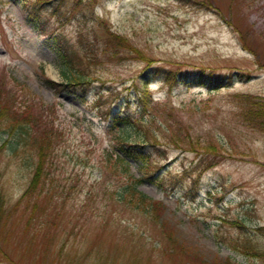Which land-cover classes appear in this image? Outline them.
I'll use <instances>...</instances> for the list:
<instances>
[{"label": "rangeland", "instance_id": "1", "mask_svg": "<svg viewBox=\"0 0 264 264\" xmlns=\"http://www.w3.org/2000/svg\"><path fill=\"white\" fill-rule=\"evenodd\" d=\"M55 38L99 55L87 85L42 82L65 80ZM0 95V264H264V128L241 115L264 100V0H0ZM122 137L161 166L137 187L156 223L118 199Z\"/></svg>", "mask_w": 264, "mask_h": 264}, {"label": "trees", "instance_id": "2", "mask_svg": "<svg viewBox=\"0 0 264 264\" xmlns=\"http://www.w3.org/2000/svg\"><path fill=\"white\" fill-rule=\"evenodd\" d=\"M25 4V2H22ZM28 11H31V7L27 9ZM35 20V16L32 17V21ZM34 25V24H33ZM35 26V25H34ZM37 27L40 29V32L46 36L52 35V32H47V29L44 27H41L40 25H37ZM107 37L106 46H111L113 49V53L115 55V49L122 48L125 49V46L127 44L126 40L124 38L114 32H111L109 30ZM55 47L57 49L58 56L61 59V62L63 63V67L65 68L66 73L64 72L65 80L64 82H57L53 81L47 77L42 78V82L46 85H48L50 88H52L55 91H69L70 85H87L90 82L89 77V65L93 63L94 61L98 60L99 55L95 52H92V49L88 47L87 45L84 46L81 45L78 48L83 50V53H78L79 50L75 48H71V46H66L64 41L61 39L55 38ZM75 49V50H74ZM155 72L152 73V75H160L161 72L163 76L161 78L166 83H171L174 79V74L177 73L178 75L185 76L186 72H182L180 70H163L161 68H154ZM147 74H143L145 76ZM151 75V76H152ZM195 78H197V81H199L200 84H205L208 80H215L219 79V83H224L225 78L224 77H213L210 76L214 74H211L210 72L206 73L205 69H199L198 72L193 74ZM152 76V77H153ZM227 79V78H226ZM216 82V81H215ZM6 103L2 99V96L0 95V114L2 110L5 108ZM109 113V111L107 112ZM242 117L245 118V121H251L255 126L257 127H263L264 128V100H257L250 98L249 96H244V109L241 113ZM114 124L115 127L118 129H125L128 127L127 124H134L135 121L132 120L130 117H127L126 119H121L118 117H115ZM121 121V122H119ZM119 122V123H118ZM151 144V143H150ZM152 145V144H151ZM48 147V146H47ZM44 144H39L37 147V154L39 157V162L36 163L31 180L30 185L27 189V191H30L31 189L35 188L38 184H40L44 177V170H43V164L46 161V155H47V148ZM117 147L119 149L120 158L122 166H124L125 171V178L124 181H122V184L116 189L118 199L122 201L125 204H128L135 209H138L140 212L148 215L152 222H157V207L160 205L159 202L154 201L146 194L142 193L137 189L138 185L147 178V174L150 171H153L157 168H161V166H157L154 157L153 152L149 151L147 146L144 145V143L139 142H130L126 138L122 137L118 140ZM123 156V157H122ZM125 157H131L134 158L137 162V168L142 171V175L137 177L133 174V172H130L127 165V159ZM150 174V173H149ZM150 177V175L148 176ZM26 191V192H27ZM25 192V193H26ZM0 216H1V210H0ZM169 236V235H168ZM250 247V246H248Z\"/></svg>", "mask_w": 264, "mask_h": 264}]
</instances>
